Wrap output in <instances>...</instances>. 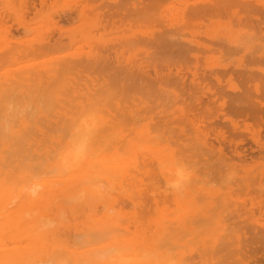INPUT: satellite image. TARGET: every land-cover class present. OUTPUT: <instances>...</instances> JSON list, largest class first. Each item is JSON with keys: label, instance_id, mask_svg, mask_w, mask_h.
<instances>
[{"label": "bare ground", "instance_id": "obj_1", "mask_svg": "<svg viewBox=\"0 0 264 264\" xmlns=\"http://www.w3.org/2000/svg\"><path fill=\"white\" fill-rule=\"evenodd\" d=\"M27 1H21V11L10 10L11 17L5 14L16 27L6 23L0 10V37L7 39L9 35L12 40V27L30 31L25 16ZM162 1L146 2L155 5ZM38 2L40 7L45 4V0ZM90 2L83 3L80 9L63 10L67 14L61 10L55 12L54 18L49 16L52 26L60 32L58 36L46 33L38 36L34 44L21 45L22 48L7 42L6 48L0 50V64H17L11 65L12 68L5 65L3 72L0 66V264H60L63 258L69 264H93L94 249L108 245L124 249L134 264H249L252 261L259 264V243L264 239V197L260 192H264V187L254 191L250 184L252 177H244L242 185L232 186L230 178L224 180L226 190L220 191L206 185L207 188L205 180L223 167L230 172L237 163L232 161L233 157L241 162L246 160L245 150L254 152L264 147L261 126L248 130L254 146L244 149L237 141L230 142L223 128H214L219 119L216 115L219 113L225 119L222 109L232 110L234 99L214 89L195 63L185 69L179 64L175 66L177 80L164 73L166 70L161 71L166 67L170 72L171 66L159 62L155 51H146L144 59L140 58L142 61L131 64L135 54L124 57V38L118 44L101 42L92 47L88 41L94 29L117 30L128 26L130 21L127 19L129 22L125 23L123 17L124 1L111 0L102 9ZM135 2H131L132 13L137 10ZM185 4L189 6L186 14L176 17L181 23L179 30L187 27L185 23L199 27L205 20L224 15L234 19L238 34L243 32L251 43L263 44V0H187ZM84 6L95 8L90 30L77 33L75 27L62 25L78 16L82 18ZM211 37L216 39L212 48L217 52L228 50V45L236 43L227 33ZM177 38L175 29L161 30L148 41L150 47L162 53L167 48L171 51L180 48ZM82 42H87L89 49H84L87 51L80 50ZM68 46L75 51L53 54L50 56L53 65L30 67L25 61ZM250 59L264 62V50L250 54ZM213 69H210L212 73ZM150 70L156 81H146L151 76ZM245 70L244 118L255 113L258 104H264L258 98L264 97V78L253 74L251 68ZM185 71L189 72L193 85L190 91L183 86ZM260 71L264 73V69ZM249 79L254 82L252 90L248 87ZM154 82L159 90H164L161 99L154 97L152 101L155 110L149 102L155 91ZM233 110L242 114L240 108ZM89 114L98 118V128L86 160L71 168L61 167L59 154L77 123ZM140 118L148 119L155 131L152 135L150 124L141 123L140 127L136 121ZM135 123L137 128L133 126ZM212 128L216 149L208 140ZM161 141L162 146H153ZM225 148L232 154L228 160L224 156ZM214 154L218 155L215 159ZM181 161L192 167V178L182 192L172 193L165 188L166 172ZM256 161L251 156L247 169ZM237 164L243 168V164ZM193 170L199 171H195L198 176ZM263 176L262 167L259 178ZM99 184L104 185L103 190H96ZM33 186L39 189L35 196L29 192ZM246 200H250L251 206L246 205ZM246 214L251 217L248 222ZM44 221H52L54 227L41 230Z\"/></svg>", "mask_w": 264, "mask_h": 264}, {"label": "rangeland", "instance_id": "obj_2", "mask_svg": "<svg viewBox=\"0 0 264 264\" xmlns=\"http://www.w3.org/2000/svg\"><path fill=\"white\" fill-rule=\"evenodd\" d=\"M21 1L22 0H11V1L10 0H0V10H1V13H3V15L5 16L6 23L8 25L13 23V22H11L12 19L10 18L12 16V15H10L11 11L17 12L18 10H20L22 7ZM87 1H88V3L90 2L89 0H68V1L67 0H45L44 6L40 7L38 0H28L27 1V7L28 8H27V11H26L27 13L25 16H26V19L28 20V24L30 26L28 28H30V31H29V29H26V30L24 29V31H23V29H21L20 27L18 30H16L15 29L16 25L13 23L14 25L13 24L12 25L15 27H12V33H13L12 34L13 36L11 35L12 40L9 39L10 38L9 35L7 36V39L0 37V50H4L6 48L7 42L11 46H16V47L22 48V46L25 47L26 44H28V43L34 44L36 42L35 40L37 38H39L38 36H40V35H44L46 33H51L55 36H58V34L60 32L55 27L52 26V22H51L52 17L53 18L56 17L55 12L61 13V10H62L63 14H67L68 12L67 11L64 12L63 10H67V8H71V7L72 8H76V7L81 8L83 6L82 4L85 2L87 3ZM121 1L125 2L124 5H122V8H123L122 12H124V13L126 12V14L123 13V17L126 18L125 23L130 21L128 24V26H130V27H128L126 24L125 26H121L120 27L121 29L119 28L117 30L116 29L111 30V29H108V27H106L105 30H102V28H99L96 30L94 29L91 32L92 38H90L88 41L92 47L100 45L101 42H105L108 44H116L117 42H119L121 39L124 38L126 40V44H125V50L123 51V55L125 54L127 56H130V55L135 54V56H136V57L134 56V62L132 61L131 64L134 65V64H137L140 61H142L144 59L143 56L145 57V55H146V51H150V53H152V51L153 52L155 51L159 55V58H160V59H158L159 62H163L164 64H169L171 66L170 72L167 70L166 67H164L161 71L166 70L168 73L166 71H164V73H166L169 77H171L173 79H177V80H178V75H176V73H175V68H174L175 66H177L179 64V65L183 66L185 69V66H191L193 63L197 64L198 67L200 68V71H202V73L204 72L207 75V79L210 80V85L214 89L219 91L220 94H224L225 97L230 98V99H234L233 102L235 100H237V102H234V103L232 102V108H230L232 110L226 109L225 107L222 109L224 111V115L227 116V117H225V119H223L222 115L219 113H218V115H216L219 119L217 120V123L215 124L216 127H214V128H218V127H220L221 129L223 128L225 130V133L227 134V138L230 139V142L233 143L234 141H237V143L239 144V147H241V148L243 147L242 149H244V148L249 147V145H252V142L249 140V137H248V130L257 129V127L259 128V125H260L262 128V135H261L262 138L261 139H262V142H264L263 141L264 140V104L259 105L256 102V104H258L257 105V111L255 113H252V115L249 117H245V118L243 117V90H244L243 71H247L245 69L251 68L253 74H260V76L264 78V73L262 71H260L261 69H264V62L263 61H254V60L250 59V54L254 55L257 52H259V50H264V41H263V44H261V45H260V43H258L259 44L258 45L256 42L251 43L246 34H244L243 32H242V34L241 33L238 34L240 31L238 30V27H237L238 25L236 26V23H234L235 22L234 19L232 18L230 20L231 17L227 18L224 15H223V18H219V19H215V20H205L204 23L201 24L199 27H198V25L197 26L195 25L193 27V25L191 26L190 23H188V24L185 23L184 26L187 25V27L179 30V28L181 27V23L179 21H177L176 17H179L184 13L186 14V12L189 8V6H187L185 4V1H187V0H163L162 2H160V4L156 3L155 5H152L151 3L148 4L146 2L147 0H121ZM135 1H137V2H135ZM211 1H214V0H211ZM110 2H111V0H91L90 3H93L96 6H99L98 9H102L100 7H103V5H108ZM131 2L137 3L136 4L137 10L133 13H132V9L130 7V6H132ZM34 3H35V5H34ZM141 4H142V6H141ZM168 4H171L173 6H170ZM1 6H3V8ZM29 6H30V8H29ZM31 6H33V7H31ZM34 6H36L35 9H34ZM85 6H86V4H85ZM85 6H84L85 9H84L83 15H82V18L84 20L82 18H80V16H78L76 18L74 17L76 20L73 19V21L71 20L70 22H67V23L65 22L62 25L75 27L77 33H80V31H82V30H84V31L90 30L91 19L93 17H95V12H94L95 8L91 10V9H88V7L86 8ZM163 6H166V7H163ZM36 9H38V12H36L37 16L35 14V11H37ZM68 11H69V9H68ZM93 12H94V14H93ZM6 13H9L10 17L7 18L5 15ZM48 13H50V15ZM85 13H86V15H85ZM63 14L61 15L62 17H63ZM51 15H52V17H49ZM140 15H141V17H139ZM128 16L130 18H128ZM172 17H174L176 19L169 21V19H174ZM30 18H31V20H30ZM81 19L83 21H81ZM127 19L129 21H126ZM75 21H77V22H75ZM87 21H88V23H87ZM229 21H230V24L228 23ZM143 22H144V24H143ZM46 24H48V25H46ZM135 26H137V27H135ZM131 27H132V29H131ZM80 28H82V29H80ZM172 29H175L177 31V34L179 37L177 39L181 43L180 48H178V49L176 48L177 50H174V51H171L172 49L168 50V48H167V49H164L162 51V53H160L159 51H157L158 49L154 50V47H150L148 40H150L151 38L153 39L154 37L156 38V35L161 30L167 31V30H172ZM233 31L235 33H237L238 36H236ZM224 33H227L228 38L231 41H235L236 43L234 45H232V44L228 45L229 46L228 50L224 49V50H222V52H217L216 50H214L212 48V44L216 39L213 38L214 36L211 37V35L212 34H214V35L224 34ZM232 33L237 38L234 37L232 35ZM144 36H146V37H144ZM147 37H149V38H147ZM13 38L15 40H13ZM106 38H108V39H106ZM86 43L85 42L81 43L80 50L87 51L89 49L88 44H86ZM239 43H241V44L236 47V45H238ZM131 45H133V46H131ZM138 45H140V46H138ZM244 45L246 46V48L243 47ZM204 46H206L210 50L208 51V49H206ZM146 47H149V48L146 49ZM73 48L74 47H72V46L71 47H69V46L63 47V49L55 50L54 52L50 51V52H48L49 54L44 53V54H41L39 56H36L35 58L26 59L25 61L27 62V65H30V67L43 65L45 63H50L53 65V63H52L53 60H51L50 56H52L53 54L66 53V52H70V51L73 52V51H75V49H73ZM137 48H138V50H137ZM84 49H87V50H84ZM169 51H171V52H169ZM127 52L129 53V55L127 54ZM130 53H132V54H130ZM125 55H124V57H125ZM193 55H195V57ZM67 58L68 57H66V59ZM140 58L141 59L143 58V59L140 60ZM36 59H39L40 61H38ZM138 60H140V61L137 62ZM135 61L137 63H135ZM158 61L156 60V62H158ZM184 61H185V63H184ZM122 62L125 64L124 59ZM165 62H168V63H165ZM209 64H211V65H209ZM5 65L0 64V66L4 69V70H1L2 68L0 67V70L2 72L6 70L4 67L7 66L9 68V66H10V68H12V66L14 67L17 64H11L12 66L10 64H7L6 66ZM224 65L226 67L225 68L226 70L222 69V66H224ZM116 67H118V66H116ZM210 69L215 70V72L212 73L210 71ZM161 73L163 75V72H161ZM150 74H151V76H150L151 78L146 77L147 78L146 81H148V79H149V82H150L152 78L153 79L156 78V76L154 75V72H152V70H150ZM178 74H181V73L179 72ZM183 75H184L183 86L188 88L187 90L190 91L191 87H193V85L190 83L191 81L189 79L190 74H189V72L185 71ZM216 76L218 78H216ZM153 79L151 82L156 81ZM153 84H154L155 91L151 95L149 102H151V104H152L151 105L152 109L155 110V107H154V104L152 103V101L155 99L154 97L161 99L163 97L162 91H164V90H162V89L159 90L157 85H155L156 84L155 82ZM252 84H254L253 80L249 79L248 80V85H249L248 87H250V90H252L254 88V87L252 88V86H253ZM178 86H180L179 81H178ZM157 88H158V91H157ZM197 90L198 89H196V91ZM165 91H166V88H165ZM197 93H199V90L197 91ZM251 93L253 94V92H251ZM253 95L256 96L255 94H253ZM258 98L261 101H264V97L258 96ZM126 103H128V105L131 104L129 102V100H127ZM130 106H132V105H130ZM258 107H259V110H258ZM233 108H235V109L240 108L242 110V114L241 115L236 114L235 111L233 110ZM140 120L143 122H141ZM145 120L146 119L140 118L139 120H136V121L137 122L139 121V123H138L139 125L141 123H143V124L147 123L145 125H149L150 124L149 121L147 122L148 119L146 121ZM233 121L236 123L235 125L231 124V122H233ZM135 124H133V126H135V128H137L138 124H136V125ZM141 125H140V127H141ZM148 128H149L150 133L152 135L155 132L154 129L152 128V125L150 124L148 126ZM124 129L127 130V128H123L122 130L124 131ZM245 129H247V130H245ZM212 131H213V128L210 131V137L208 138V140L214 144V149H216L217 148V142L213 139L214 136L212 134ZM125 132H127V131H125ZM129 135L131 136V135H133V133H130ZM161 143H162V141L158 142L157 144H154L153 146H162L164 144V143H162V145H161ZM252 146H254V145H252ZM212 148H213V146H212ZM225 149H224V152L226 155H224V156L228 160V158H230V156L232 154H231L229 148H225ZM245 153L247 154L246 155L247 157L245 158L246 160H243V162L238 161L237 157L232 158L233 159L232 161L240 163L241 165L243 164V168L241 166H239V164H237V163H236L235 168L231 169L230 172L227 169H225V167L220 168L218 172L213 173L212 177H209L210 179L208 178L207 180H205V186L206 185L210 186L209 188L212 190H215L217 188L216 190L224 191V190H226V187H225V181L226 180L231 178V180L229 182L232 184V186H236L237 183L239 185L243 184L244 177H249V178L252 177L251 178L252 180H250V184H253V185H251V187L253 186L254 191H259V189L264 187V176L262 178H259V169L263 167V170H264V165H263L264 164V160H263L264 159V157H263L264 156V147H260V149L258 151H254V152H250L248 149L247 151L245 150ZM249 155H250V159L252 156V159H256L257 161H256V164L253 163V165L249 169H247L251 165L250 162H249L250 164L247 163L248 160L250 161ZM216 156H218V155H215V154L212 155V157L214 159ZM257 162L259 163V165L257 164ZM261 165H263V166H261ZM255 166H257V167H255ZM188 167H190V166L188 165ZM190 168L192 170V167H190ZM193 171L197 172V170H193ZM226 171H227V173H226ZM196 172H195V174H196ZM197 173H199V171ZM249 175H251V176H249ZM232 176H233V178H232ZM254 176H257L258 178H256V177L254 178ZM206 181H209L210 183L206 182ZM208 183H209V185H208ZM214 183H215V185H214ZM254 185H256L258 187H256V186L254 187ZM243 189H244V185H243ZM260 191H262V190H260ZM260 193H261V196L264 197V192L262 191ZM263 201H264V199H263ZM249 202H250V200H246L247 206H251V203L248 204ZM237 204H238V202H237ZM256 214H257V212H256ZM244 217H247L246 221L248 222L249 221L248 218L250 216L248 214H246V215H244ZM249 234H257L258 235L259 233L258 232H249ZM249 234H246V236L249 237ZM259 244L261 247V256L258 260V263L264 264V245H263L264 239L261 240V242ZM247 263L248 262H245L244 264H247ZM252 263L254 264L255 261L249 262V264H252Z\"/></svg>", "mask_w": 264, "mask_h": 264}, {"label": "clouds", "instance_id": "obj_3", "mask_svg": "<svg viewBox=\"0 0 264 264\" xmlns=\"http://www.w3.org/2000/svg\"><path fill=\"white\" fill-rule=\"evenodd\" d=\"M98 128V118L94 114H89L81 118L72 131L67 143L58 157L61 167L71 168L78 166L86 160L91 149L92 141ZM168 179L165 188L172 193H180L191 181L192 170L184 162H177L175 167L166 172ZM96 190H103L104 185H96ZM38 188L33 186L29 189L31 195L35 196ZM81 195H84L82 193ZM54 227L52 221L41 223V230H49ZM93 264H134L131 255L124 249L108 245L94 249L92 253ZM60 264H69L67 258H63Z\"/></svg>", "mask_w": 264, "mask_h": 264}]
</instances>
